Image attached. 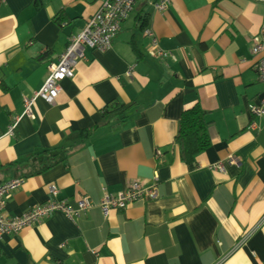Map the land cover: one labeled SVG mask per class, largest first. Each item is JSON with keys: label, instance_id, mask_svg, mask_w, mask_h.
<instances>
[{"label": "crops", "instance_id": "crops-1", "mask_svg": "<svg viewBox=\"0 0 264 264\" xmlns=\"http://www.w3.org/2000/svg\"><path fill=\"white\" fill-rule=\"evenodd\" d=\"M101 5L0 0V184L25 179L8 211L46 203L51 185L71 207L83 196L94 204L4 237L0 264H264V118L251 112L264 97L253 53L264 5L169 0L157 11L138 0L109 49L85 48L56 104L37 99L33 116L24 114V97L41 89ZM148 27L165 59L151 56ZM113 101L132 105L86 136ZM195 104L211 120V144L185 162L175 139L182 111ZM56 147L65 161L43 170L40 153ZM232 155L241 163L229 164ZM219 163L225 171L213 168ZM135 182L155 183L156 199L104 216V193Z\"/></svg>", "mask_w": 264, "mask_h": 264}, {"label": "built area", "instance_id": "built-area-1", "mask_svg": "<svg viewBox=\"0 0 264 264\" xmlns=\"http://www.w3.org/2000/svg\"><path fill=\"white\" fill-rule=\"evenodd\" d=\"M88 1V0H87ZM100 10L88 21L82 32L70 38L65 53L56 64H52L50 73L41 89L32 97H24L25 112L27 116H33L32 106L37 99H44L50 105H55L60 92V82L74 76V69L79 59L83 58L85 48L104 51L111 47L113 40L122 28V23L133 11L138 0H101ZM150 5L157 11L167 8L169 0H149ZM264 5V0H254ZM145 34L151 39V56L154 59H165L170 53L164 50L151 27L145 29ZM255 55L259 54L256 69L260 81L264 87V24L260 37L253 49ZM131 75V71L128 72ZM253 115L259 119L264 118V97L260 104L251 107ZM252 128L260 129L259 124L252 123ZM226 161L231 164L241 163L240 158L234 155ZM215 170L225 171L224 165L219 163L213 166ZM25 183L23 177H15L0 184V242L4 237L17 235L23 229L28 228L48 217L51 213L62 212L71 219L81 217L93 207V201L89 196H83L77 201L76 207H71L66 201L57 198L59 189L56 185L49 187L52 198L44 204L36 205L21 215H11L8 211V200L13 191L22 187ZM158 196L156 184L144 185L135 182L125 192L117 194L104 193L99 202L104 216H108L113 209H124L129 203L138 199H156Z\"/></svg>", "mask_w": 264, "mask_h": 264}, {"label": "trees", "instance_id": "trees-1", "mask_svg": "<svg viewBox=\"0 0 264 264\" xmlns=\"http://www.w3.org/2000/svg\"><path fill=\"white\" fill-rule=\"evenodd\" d=\"M131 105L132 103L126 104L118 101L109 103L102 110L101 118L98 124L95 128L88 130L85 135L89 136L93 134L97 128L108 125L113 117L122 115L131 107ZM210 124L211 120L199 104H195L194 106L186 108L182 111L175 142L179 146L181 157L185 162L195 160L199 153L206 150L210 146ZM66 153L67 150L63 147L47 149L40 153V155L43 156V170L50 169L55 165L64 162L66 159Z\"/></svg>", "mask_w": 264, "mask_h": 264}]
</instances>
